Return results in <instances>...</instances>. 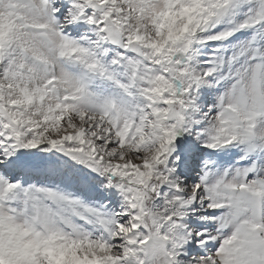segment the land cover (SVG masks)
Wrapping results in <instances>:
<instances>
[{
	"label": "snow or ice",
	"instance_id": "snow-or-ice-1",
	"mask_svg": "<svg viewBox=\"0 0 264 264\" xmlns=\"http://www.w3.org/2000/svg\"><path fill=\"white\" fill-rule=\"evenodd\" d=\"M0 264H264V0H0Z\"/></svg>",
	"mask_w": 264,
	"mask_h": 264
}]
</instances>
